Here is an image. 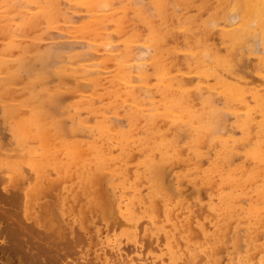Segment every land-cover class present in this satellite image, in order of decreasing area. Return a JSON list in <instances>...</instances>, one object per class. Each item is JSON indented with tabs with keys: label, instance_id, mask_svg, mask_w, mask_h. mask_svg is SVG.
Listing matches in <instances>:
<instances>
[{
	"label": "rangeland",
	"instance_id": "rangeland-1",
	"mask_svg": "<svg viewBox=\"0 0 264 264\" xmlns=\"http://www.w3.org/2000/svg\"><path fill=\"white\" fill-rule=\"evenodd\" d=\"M70 1L71 0H68V2L67 0L60 1L63 6L59 4L58 11L60 12L62 10L60 12L62 14H57L58 11H56V15L54 13L55 11H51L53 14H51L53 20L50 17V20H52L50 23H54V25H49L50 23L48 20L46 21L44 18H40V20L38 18L32 22V19L29 20V18L35 17L34 12L28 14L29 17L26 16L27 18H24V25L26 24V26L22 25L21 27H16V23H18V20L16 21L15 18L18 15L16 6L12 5L10 2L9 5L8 2H6L7 4L4 6L7 10V14L9 16L12 14V18L10 17V21L8 22H11V24L7 23L9 25L8 29L11 33L7 28L6 32L5 28H1L2 26L0 27V58H2L0 63V83H2L0 85L2 86V89L0 87V156L2 153V156H7L12 160L10 155H14L15 152L16 156L14 155V157H17L18 152V155L20 156V153L23 151H25L23 153L25 154L29 149L32 150L34 147L37 149L40 144V146H42L48 143L47 141L43 144L40 142L42 141L41 138H39L41 134L36 137L35 133L38 135L40 133L39 130L34 131V134L31 132L27 137L26 135H23L22 137L21 133L17 134V131L15 130V125L19 122H24L25 119L26 121H34L33 119L36 118L35 122L38 123V120L43 118V113H46L47 117H45L46 119L44 121L46 122L47 120L46 123H48V127H51L50 130H52V132H50L53 133L52 137L50 135L51 133L48 131V136L50 135L52 137V141L50 140L51 144L49 141V144L45 145L46 147L49 145L47 148H51L52 146L55 147L57 145V143H55L57 142V137L61 135V137L66 140V143L70 142L78 145V141H80V143L83 144H96V146L101 147L102 150L108 149L109 147L105 141H101L90 132V129H94L97 123L101 120H104L107 126L110 125L109 127L113 128L112 133L122 132L127 130V128H130L132 133L131 139H134V142L131 144L132 147H127L129 153L126 150L125 153L120 154L121 151L118 146L112 145L109 148L111 156L120 154L122 157H125V154L127 153L126 155L128 156L125 159L126 162L122 161L128 171L126 178H123L119 174L111 173L110 168L105 166L99 167L101 170L97 168L93 177L95 183H91V185L88 186V191L83 193L82 189L79 187L80 183L77 179L78 170L76 169H78V167L71 172L68 171L65 176L60 178H56L53 175V178L50 180L51 176H49L48 181H50V183H47L48 185H46L47 187H45V189L46 192L49 193L47 194L55 199H51L45 193L47 201L48 199L52 200L48 201L49 208L44 204L45 201L40 200V203L43 202L48 211L47 209L45 211L47 217L45 218L46 215L43 214V218L41 219L42 222H38V224L34 225V231L36 233L31 237V244L34 246L32 247V252H37L38 244H41L39 248L40 255L41 258L45 260L46 255L42 253V250L43 248H47L50 251L52 249L51 246H54L51 242L54 241L53 243H59V248L57 250L60 251L55 256L58 260L56 264H90V260L93 264H103L105 260H114H112L114 257L109 251H111L110 247L116 245L115 243L118 242L119 246L122 248L121 251L124 254L125 252L127 253L125 256H122L123 259L125 258L129 260L128 258L131 256V259H146L144 262L141 259H139V261L135 259L136 264H145V262H148L146 264H264V212H261L256 220L255 217H253V214H250L251 217L249 214L248 216L246 214L248 212L247 210L250 209L249 207L252 206L250 203H253L254 205L255 202H259L260 204L262 201L264 202L258 194H256V197L258 196L259 198H255L253 201L255 194L254 189L251 190L256 186L261 187L262 184H264V181H262L264 174L261 175L262 172L264 173V167L260 165L258 166L255 160L244 154L249 146V148H251L252 145L250 144L251 141L256 138L254 137L255 134H253V132L251 133L252 136L250 135L249 142L242 138L240 127H238L240 122L236 116L242 114V108L239 109L241 106L236 104L233 108H227L223 94L218 90L213 89V87H210L211 85H214L212 78H205L198 71L193 69L191 63H189L192 62L189 57L193 58V56L200 51V47H192L188 50L184 41H182L185 38V35H183L184 33L180 34L181 32L177 29L180 26V24L178 26V23H181L180 21H182L184 17L194 16L197 12V19H207L212 11V0H209L208 3V5L210 4V8L207 6L208 9L205 8L203 11L198 8L201 0H192V5L190 3L191 6L188 5L185 9L178 4V7H172L175 6L172 5V2L167 4L166 8H169L167 9V13L170 11L169 14H172V16L168 15V19H171L170 17L174 16V24L171 22L173 21L172 19L168 20L166 27L168 30H171V27H173V32H171L176 37L179 36L177 38L175 36L172 37V33L169 32V36H166L170 42L166 38L168 42L165 41L162 45L164 48L162 52L164 53H161V59L166 74H153V64L150 65L149 62L145 63L142 61V68L144 67L143 69L146 71V75L144 76L140 75L135 68L138 64L135 59L140 55L142 57L143 55H146V50L144 48L145 43L143 42H148L146 39L148 40L149 38L151 25L153 24L152 26L157 27L156 24H158V22L160 25L159 14L149 0H139L140 2L132 0L133 4L130 2L131 0H128V3L131 4H128L127 0H115L113 15L111 14L107 20L103 21L102 25L105 26V32L107 31L105 35L110 37L111 34H114L113 36H115L114 39L111 35L112 38L110 37L109 40H111L112 47H115L114 52L116 53V57L118 56L117 59L123 60L124 63L127 62L125 63L127 68L125 71L127 72L128 81L125 84L117 75L119 72L117 73L116 65L113 60H111V56L105 51L106 49L104 50L103 48V43H106L105 41L103 42V40L109 42V40H107L108 38L105 37L104 39V37L101 36L102 33L100 32H103L104 28L101 30L99 27L98 29H100V31L97 29L99 32L95 35L90 32L84 33V31H86L84 30V23L77 22L86 21V23H88L90 16L84 8L75 4L74 0ZM115 7H117V9ZM137 7L139 8L137 9ZM13 8L16 9L14 10ZM21 9L24 11L26 10L22 7ZM138 11L140 14L143 12V16H140V14L138 15ZM64 12L65 15L63 14ZM31 14L34 16H31ZM35 14L37 15V13ZM67 15L68 17H65ZM149 15L151 17L148 18ZM58 16L62 17L64 23H61V19H58ZM63 17L66 18V21ZM67 18L70 20L69 22L74 24H72V26H76L75 29L78 32L77 37L76 33H74L75 29L73 27H71V29H74H72L74 31H72L73 34H70L71 32L66 33L68 32V29L64 28L63 24H68L66 23L68 21ZM179 18L180 20L177 22ZM143 19L145 21L148 19L147 23H144L145 21L143 22ZM12 20L14 22H12ZM149 21L151 23H148ZM105 23H107V26H110L111 29H109L110 27L108 28ZM31 24L33 28H29ZM0 25L2 24L0 23ZM65 27H67V25H65ZM81 27H83L84 31H82ZM97 27L98 26L96 25V28ZM3 29L6 33L2 32ZM180 31L182 30L180 29ZM11 34L12 36H10ZM211 34L208 36L207 42L212 46L213 53L216 52L224 55L226 53V45L222 43L217 32H212ZM182 35L184 38H181ZM142 38L145 39L142 40ZM92 40L97 43L92 42ZM126 44H129V48ZM126 47L129 51H127L128 49H126ZM176 47L177 49H175ZM93 49L95 50L96 55L94 54L95 52ZM92 54H94L95 57H92ZM236 58L244 59L246 64L245 70L253 71L252 75L254 77L260 79L264 78V71L262 70L261 63L256 54L243 49L242 51H237ZM137 60L139 61V58ZM180 61L182 63H180ZM196 68L202 70L203 67L200 65ZM133 69L134 71L132 72ZM74 77L76 78L74 79ZM167 77L171 78L172 84L169 85L168 82L162 84L161 80ZM5 78H7V80ZM133 78L135 80H132ZM183 80H189V83L192 82L191 84L185 85V88L183 89L189 92L192 107L194 109H202L203 107L209 108L208 104H211L212 106L214 105L213 107L218 108L220 113L219 116L222 119L221 124H223V129L216 134L217 136L214 135L213 138L215 137L214 139L216 141L218 138H222L229 146L231 157L230 162L228 163L230 165L226 168L229 171L231 170V172H237V175H239L238 177L241 178L240 182L242 183V186H240L241 188L243 187L242 189H239L234 185L235 188L228 180H226L228 175L224 173L223 169L220 171L214 168V170L211 171V169L217 164L219 166L224 164L219 161L218 154L221 153L218 150L216 151V148L213 145L214 142L211 141L212 139H209L206 136L200 138L201 142L195 136L197 134L193 132L192 128L178 125L172 118V115L166 114L170 111L169 103L172 95L169 93V96L164 98L162 95L165 91L163 87H169L171 91H176L175 88L179 85L178 82L182 81L184 83ZM8 90L11 91V93ZM127 90H135L134 93L137 96L136 98L139 103H136L131 97L127 98L121 94L122 91L124 92ZM190 92L194 93V95ZM150 93L153 95V98L151 99ZM203 98H205L206 102L203 101ZM94 100H96V102ZM154 105L159 109L156 113H153L152 106ZM131 112L135 113L136 116L134 115V118H128V115ZM233 112H235V114H233ZM150 114H156L155 121L158 127L156 126L155 129L159 134L160 132L162 133L163 139H174L173 147L170 150L168 149L167 153H163L162 149H160L152 152L150 151L151 155L149 154L150 158L156 161L159 160L160 157L162 158L159 168L160 174L157 175V181L162 185L163 190H160V193L165 197L164 202L160 199L162 203H157L158 213L156 211V214L159 218H157L154 223L148 221L147 213L143 210L144 207L149 205V199L146 197L149 189V180L147 178L149 174L141 165V160L145 158L144 155L146 153L143 152V154L141 152L142 146L141 148L138 147L137 140L139 137L146 136L145 128L149 126L147 123ZM38 115L39 117H37ZM234 115L237 120L234 118ZM17 118L20 121H17ZM133 119H135V122ZM112 121H114L115 124ZM130 121L133 123H130ZM144 125H146V127ZM255 126L256 125L254 124V133L256 129ZM43 133L47 134V132H42V134ZM50 136L49 139L51 138ZM46 138H48L47 135ZM44 148L45 147L43 146V149H41L42 152H39L40 149H38V151L34 150L36 153L39 152V154H41L46 151ZM57 153L59 154V158H66L64 149L57 151ZM8 154L10 155L8 156ZM22 156L20 157L23 159ZM21 158L17 157L18 160H21ZM256 165L259 167V170L255 168ZM256 170H261L262 172L260 171L261 173H256ZM240 171H242V173ZM135 173L139 175L138 180L134 178ZM243 173H246V175L244 176ZM123 179H125L124 184L127 188L123 199L121 198L122 200H120V190L118 186L124 182ZM71 189L72 193L70 194ZM231 191H233V193H238L240 191L237 196L234 193V213L232 211V214L227 215L226 212L221 211V220L220 217L219 220L212 219L214 217L212 216L211 206L219 204L218 194L220 192L231 193ZM51 192L54 194L53 197ZM86 193H89V195H85ZM92 193H94V198H92ZM133 193L138 197L133 198L132 201L136 204L135 209L138 212L137 214H140L139 223L146 222L145 231H141L139 226L134 229V231L137 230L143 234L138 238L139 240L137 242L126 237L124 233L121 234V232H123L122 230L128 227L126 224H114L113 226L115 228L111 225L112 223H122L120 221V214L124 210L123 204L126 199L128 200L132 197ZM128 194H130V196ZM77 195L78 197L76 200ZM249 196L253 197V199ZM42 198L46 199L45 196H42ZM248 198L252 200H249ZM72 200L74 206L71 209L69 205ZM90 200L91 202H89ZM180 201L181 203H187L186 205L190 206L198 217H191L189 214L190 210L188 209L182 210V207H180ZM102 202H105L104 205L107 208L106 210L105 206L104 209L101 208L103 207V204H101ZM106 202H108V205H106ZM89 203L91 207L89 206ZM36 204L32 206L30 212L25 211V216L27 218H23L19 221L20 225H18L21 229L37 219L36 214H39L38 211L40 210ZM135 204H133L134 207ZM109 206L110 208L112 206L111 212L113 215L110 210H108ZM198 207H201L202 211H196ZM164 208H170L172 210L171 220L168 219V221L165 222L161 220V218H164ZM246 208H248L246 210L247 212L244 210ZM261 208H263L262 210L264 211L263 203L261 204ZM102 210L111 213L109 215L110 218L103 219L101 217V215L103 216L104 214ZM50 211L55 216L52 215ZM20 216H22V213ZM51 216L52 221L54 219V221L57 222L54 223V226H50L49 224L51 220H49V218ZM190 217L192 220L189 219ZM80 218L83 219V222ZM12 220V217H6L4 221L1 220L0 227L4 226L6 223L12 222ZM41 223H46L45 225L51 228L46 227L44 229L43 227L45 225L41 226ZM174 223L177 225L175 226ZM57 224L58 227L55 226ZM52 226L56 227V229L54 228L56 232H54L57 233V230L59 229L60 231H58V233L60 232V234H54ZM154 227H161L166 231V235H157L154 231ZM42 230L50 233V239H53L50 240L45 237L43 238V234L40 232ZM23 231L26 232L24 229ZM73 231L76 232V234L82 233L75 236ZM115 234L117 236L114 239ZM73 235L75 237L83 236V238H81L82 240L75 241L78 237L74 240ZM221 238H230L233 242H230L229 240L223 242L221 241ZM6 239L7 238H4V234L0 235V259L7 260L9 264H25V258L23 256H21L20 260L13 255L5 256L1 248L2 246H5ZM70 242L72 243V248L70 247V249H68ZM136 246L141 249L139 250ZM134 247L135 249H133ZM167 247L172 248L170 255L169 251L165 249ZM136 249L138 252H136ZM140 251L142 253H140ZM108 252L111 255H109L111 260H109L110 258L108 259ZM105 256L107 258H105ZM131 259L127 264H135ZM151 259H153V261ZM149 260L151 263H149ZM114 261H116V258ZM137 261L139 263H137Z\"/></svg>",
	"mask_w": 264,
	"mask_h": 264
},
{
	"label": "bare ground",
	"instance_id": "bare-ground-1",
	"mask_svg": "<svg viewBox=\"0 0 264 264\" xmlns=\"http://www.w3.org/2000/svg\"><path fill=\"white\" fill-rule=\"evenodd\" d=\"M60 1L59 0H44V2H43V0H0V11H1L0 12L1 13L0 14V23L2 24V25H0V27L2 26L1 28H5V30L7 32V29L9 27L8 24H11V22L10 23H8V22L10 21V17L12 16V14H11V16H9L7 14L6 8H4V6L7 4L6 2H8V5L10 2L12 5L16 6V8L18 10V15L15 17L16 21L18 20V23H16V25H17L16 27H19V26L21 27L22 25L26 26V24L24 25V22H25L24 18L26 16L29 17L28 14L34 13V12L37 13V15L34 13L35 17L29 18V20L32 19V22L38 18H39V20H40V18H44V20L45 19H46V21L48 20L49 23H50V21L52 22L53 18L51 17V14H52L51 11H53V12L55 11L54 13L56 14V11H58L59 4H61L62 6L64 4L63 1H62L63 4L60 3ZM138 1L139 0H137V2ZM149 1L151 2L153 7L155 8V10L158 12V14H159L158 16L160 18V25H162V26L159 25V22H158V24H156L157 27H154V26H152L153 24L152 25L150 24L151 25L150 35H149L148 40L146 39V41H148V42H143V43H145L144 48L146 50V55H143V57L141 55L139 57H137V59L139 58V61L137 59H135V61L138 62V64L136 65L135 68L137 69L138 73L142 76L146 75V73H145L146 71H144L145 69H143L144 67L142 68V64H143L142 61L145 63L149 62L150 65L153 64V74H155V75L166 74V72L164 71V65H163V62L161 59V56H162L161 53H164V52H162L164 49L162 47V45L165 43V41H167L166 38L168 39V37L166 35H168V33L171 31L173 32V30H172L173 27H171L172 28L171 30L169 29L170 31L166 27L167 22H168V20L174 19L173 18L174 16L170 17L171 19H168L169 16H172V14L171 15L169 14L170 11H169V13H167V9H169V8H166L167 4L172 2V5H175L172 7L175 8L176 6L178 7V5H179L183 9H185V7H188V5L191 6L192 2H193L192 0H149ZM67 2H68V0H67ZM128 2L129 1L127 0V3ZM130 2L132 3V0ZM134 2H136V1H134ZM212 2H213L212 11L210 12L207 19H205V18L204 19H197L196 18V15L198 14V12H197V14L194 16L184 17L182 19V21H180L181 23H178V26H179V24H180V26L177 29L179 32H181L180 34L184 33L183 35H185V38L183 37V35L181 38L185 39V40L183 39L182 41H184L185 46H186V48H188V50H190L192 47H200V51L197 52L196 55L193 56V58L189 57L190 60L192 61L189 63H191V66L193 67V69L198 71L205 78H208V77L212 78V81H213L215 86L214 85L212 86L211 84H210L211 86L210 85L209 86L211 88L213 87V89H216L223 94L227 108H230V107L233 108V107H235L236 104H239L241 106V107H239V109L242 108L243 112L241 115H236V116L238 117V121L240 122L238 127H240V130L242 133V138L244 140L248 141L250 139V135L252 132H253V134H255L254 137H256L255 139H253L251 141V144L249 143L252 146H251V148H249L250 147L249 146L245 150L244 154H245V156L251 157L253 160H255L258 166L260 165V166L264 167V78L260 79V78L254 77L252 75L253 71L251 72V71L245 70L246 64H245L244 59H242V58L237 59L236 58L237 51H239V50L242 51L243 49H246L248 52L257 55L258 60L261 63L262 70L264 71V0H212ZM74 3L77 4L78 6L84 8L90 16L88 23H86V21H84V22L78 21L77 22V23H80V22L84 23L83 24L84 30H86V31H84L83 27H81L82 31H84V33L90 32L93 35H95V34H97V32L100 31V29L102 30V28H104V31L100 32V33H102L101 36L104 37V39L106 37V38H108L107 40H109L112 34L110 35V37H108V35H105L107 31L105 32V26L102 25V22L107 20V18H109V16L114 12L115 0H74ZM131 3H128V4H131ZM190 3H191V5H190ZM208 3H209V0H201V2L198 5V8L201 11L205 10V8H207V6L210 8V4L208 5ZM21 7L26 9V10L24 11L23 9H21ZM16 8H13V9L15 10ZM115 8L117 9V7H115ZM138 8L139 7H137V9ZM7 9H8V7H7ZM119 9H120V7H119ZM60 12L58 11L57 14H62ZM66 13H67V11H66ZM142 13L140 14L138 11L137 14L138 15L140 14V16H141ZM15 14H17V13H15ZM63 14L65 15V12ZM32 15L33 14H31V16ZM7 16H9V17H7ZM145 16H146V14H145ZM199 16H200V14H199ZM50 17L52 18V20H50L51 19ZM65 17H68V15ZM80 17H81V15H80ZM149 17H151V16L149 15L148 18ZM58 19H61V23L63 22L62 21L63 19L61 16H58ZM64 19L66 21V18H64ZM144 19H143V22L146 20V19L145 20ZM67 20L68 21L66 23H68V24H63L64 28L68 29L67 30L68 32H66V29H65V32L66 33L71 32L70 34H73L72 31L76 28V26H72L73 23L69 22L70 20L68 18H67ZM179 20H180V18L177 20V22H179ZM46 21H45V23H46ZM72 21H73V19H72ZM122 21H123V19H122ZM147 21H148V19H147ZM147 21H145L144 23H147ZM12 22H14V21L12 20ZM55 22H57V21H55ZM171 22L173 23L174 20ZM108 23H110V22H108ZM148 23H151V22L149 21ZM221 23H222V25H221ZM51 24L52 23H50L49 25H51ZM105 24L107 26V23H105ZM33 25H34V23H33ZM52 25H54V23ZM65 25H67V27H65ZM96 25L98 26L97 28H96ZM30 27L33 28L32 24H31V26H29V28ZM71 27H73L74 29L72 28L73 29L72 30ZM99 27H100V29H98ZM107 27L109 28L110 26H107ZM1 28H0V30H1ZM27 28H26V30H27ZM97 29L99 31H97ZM109 29H111V27ZM177 29H176V31H177ZM180 29L182 31H180ZM5 30L3 29L2 32H5ZM62 30H64V29H62ZM22 31H23V29H22ZM74 31L73 32L76 33V37H77L78 32L76 29ZM82 31H80V32H82ZM126 31H124V32H126ZM212 32H217L219 34L218 36L220 37L222 43L226 45V53L224 55L216 53V52L213 53L212 46L209 45V43L207 42L208 36ZM10 33H11V31H10ZM113 35H112V37L114 38L115 36H113ZM211 35H213V34H211ZM10 36H12V34ZM174 36L175 35L172 33V37H174ZM145 38H142V40ZM178 40H179V38H178ZM89 41H91V40H89ZM104 41L106 43H103L104 44L103 48H104V50L106 49L105 51H107V53L111 56L110 57L111 60H113L114 64L116 65L117 73L119 72V74H117V75L120 77V79L122 80V82L124 84L127 83V81H128L127 80V72L125 71V70H127L126 65H125V63H127V62L124 63L123 60L117 59L118 56L116 57V53L114 52L115 47L114 46H113L114 48L112 47V43L110 42L111 40H109V42H107L106 40H103V42ZM168 41H169V39H168ZM92 42H95V41L92 40ZM95 43H97V42H95ZM132 43H134V42H132ZM128 45L126 44L127 47H128ZM116 47H117V45H116ZM127 47H126V49L129 48V47L128 48ZM138 48H139V46H138ZM175 49H177V47ZM93 51L95 52L94 49H93ZM115 51H117V50H115ZM127 51H129V49ZM94 54L96 55V52ZM94 54H92V57L94 56ZM97 54H98V52H97ZM173 54H175V53H173ZM135 57H136V54H135ZM190 60H188V61H190ZM1 61H2V58H0V63H1ZM180 63H182V62L180 61ZM200 65L203 67L202 70H198L196 68L197 66H200ZM174 67H175V65H174ZM252 69H253V66H252ZM133 71H134V69L132 70V72ZM75 78L76 77H74V79ZM5 79L7 80V78H5ZM143 79H144V77H143ZM132 80H135V79L133 78ZM203 80H206V79H203ZM161 81H162V84H164L166 82H168L169 85L172 84L170 77L162 79ZM183 81H184V83L182 81H179L178 82L179 85L176 86V88L174 87L176 91H171V89L169 87H163L165 90L164 93L162 94L164 98L168 97L169 93L172 95L170 103H169L170 111L167 112L166 114L172 115V118L175 120V122L178 125L192 128L193 132H195L197 134L195 136L200 141H201L200 138H203L206 136L209 139H212L211 141L214 142L213 145L216 148V151L218 150L221 153V154H218L219 155V161L224 163V164L222 166H219L217 164L218 166L217 165L214 166L213 169H211V171L214 170V168H216L217 170H220V171L223 169L224 173L228 175L226 177V180H228L231 185H233V186L235 185L240 189L242 186L241 185L242 183L240 182L241 178L238 177L239 175H237V172L236 173L231 172V170L229 171L226 168V167H229V165H230L228 163V162H230V157H231L229 146L225 143L226 142L225 140L223 141L222 138H218V140H217L218 142L214 139L215 137L213 138L214 135L218 134L219 131L221 129H223V124H221L222 119L219 116L220 113L218 111V108L213 107L214 105L212 106L211 104H208L209 108L203 107L202 109H194L192 107V101L190 99L189 92L183 89V88H185L184 87L185 85L191 84L192 82L189 83V80H183ZM1 84L2 83H0V85ZM10 85H12V84H10ZM0 87L2 89V86H0ZM200 88H202V87H200ZM134 89H135V87H134ZM134 91H128V90L124 91V92L122 91L121 94L127 98L131 97L136 103H139L137 98H136L137 96L135 95ZM9 92L11 93V91H9ZM138 93H141V92H138ZM150 94H151V97H150V99H151V98H153V95H152V93H150ZM191 94L194 95V93H191ZM4 95H6V94H4ZM7 97H9V96H7ZM129 100H131V99H129ZM94 101L96 102V100H94ZM203 101L206 102L205 98H203ZM142 109H143V107H142ZM152 109L154 111L153 113H156V112H158L157 110H159L155 105L152 106ZM41 110H43V109H41ZM233 114H235V112H233ZM134 115H135V113L131 112V113H129L128 118H131ZM155 115L156 114H150V116L148 118V123H147L149 126L146 127V125H144L146 127L145 128L146 136L139 137L137 139L138 145H139L138 147L141 148V146H142L141 152L146 153L144 155L145 158L141 160V165L146 171H148V174H149L147 176V178L149 180V189H148V192L146 195V197L149 199V205L147 207H144L143 210L146 211L148 221L151 223H154V221H156V219L159 218V216L156 214V211L158 213V208H157L158 204L157 203H159V202L162 203V201L164 202L165 197L161 195L160 190H163V188H162V185L157 181V178H158L157 175L160 174L159 168H160L162 158L160 157V159L157 161L150 158V155H151L150 151L152 152L154 150L162 149L163 153H167L168 149L169 150L172 149L173 142H174V139H171V140L163 139L162 133L160 132V134H159L158 131L155 129V127L157 126L156 121H155ZM236 116L234 115V118ZM20 117H21V115H20ZM37 117H39V115ZM45 117H47V115H46V113H43L44 119L40 118V120H38L39 121L38 123L35 122L36 118L33 119L34 121H32V120L26 121V119H25L23 122L22 121L23 119H22L21 120L22 122H19L17 124L15 123L16 124L15 130L17 131V134L21 133L22 137H23V135H26V137H27V135L31 134V132H33V134H34L35 133L34 131L39 130L40 133L38 132L39 133L38 135L35 133L36 137L39 136L40 134H41V136L43 135L42 137L41 136L39 137L42 140L40 142L43 144L44 142L47 141L48 143H46V144H49V141L50 140L52 141L53 133H51L52 132V130H50L51 127H48V123H46L47 120H46V122L44 121L46 119ZM138 117H139V115H138ZM14 119H16V118H14ZM134 120L135 119H133V121ZM17 121H20V120L18 119ZM112 122L114 123V121H112ZM117 122H119V121H117ZM130 123H133V122L130 121ZM254 124L256 125L255 126L256 127L255 133L253 131V125ZM109 126L106 125L104 120H101L99 123H97V125L94 129H92V130L90 129V132L92 133V135L96 136L101 141H105L109 148L112 145L118 146V148L121 151V153L120 152L119 153L120 154L125 153L127 150V147L131 146V144H133V142H134V139H131L132 133H131L130 128L129 129L127 128V130L122 131V132L112 133L113 128L109 127ZM48 131L49 132L51 131L50 132L51 134L49 133L52 136L51 137L49 135L51 137L50 139L48 136ZM42 132H47V134L46 133L42 134ZM63 133H64V131H63ZM44 134H46L48 138H46V135H44ZM44 136H45V138H44ZM220 137H222V136H220ZM206 139H204V140H206ZM51 141H50V144H51ZM55 143H57V145L55 147L52 146L51 148H47V147H49V145L46 147L45 146L46 144L42 145V146H40L41 144L39 146L37 145L38 146L37 149H36V147H34V149L37 151H38V149H40L39 150V152H40L44 146L45 147L44 150L46 149V151H44L41 154H39V152L36 153V151L33 148H32V150L29 149L25 154H23L25 152V151H23L22 153H20V156L24 155V156H22L23 159L18 155V153H19L18 152L17 157L21 158V160H18L17 157H14V155L16 156V152L14 153V155L8 154V156L9 155L11 156L10 158H12V160H10L7 156H2V153L0 156V157H4V158H0V222H1V220L4 221V219L6 217H12L13 218L12 222L6 223V224H4V226L0 227V229H1L0 235L4 234V238H7L5 240L6 244H5V246H2L1 250L3 251L5 256L13 255L14 257L16 256L17 259H19V260H20L21 256H23L25 258V260H24L25 264H56L58 262V260L55 258V256L60 252L59 250H57L59 248V245H58L59 243L58 244L53 243L54 241L51 242V244H53L54 246H51L52 249L50 251L47 248H43L42 253L46 255L45 260L42 259L41 255H40L39 248H40L41 244H38L37 252H35V253L32 252V249H33L32 247H34V246L31 244V237L36 233L34 231L35 230L34 225L38 224V222H42L41 219L43 218V214L46 215V216L44 215L45 218L47 217V213L45 211H46L47 207L49 206L48 201H52L51 199H55L53 197L54 194L51 192L53 194L52 195L53 198H51V196L48 195L49 193L46 192V189H45V187H47L46 185H48L50 183V181H48L49 176H51L50 180L53 178L52 177L53 175L56 178H60V177L65 176L68 171L71 172L72 170H75V168L78 167V169H76V170H78V178L77 179L80 183L79 187L82 189V192L84 193V192L88 191V186L94 182L93 177L95 175V170L99 167L105 166L107 168H110L111 173H114L117 175L119 174L123 178H126L127 173H128L126 166L123 165V162L125 161L126 157L128 156V155H126L127 153L125 154V157H122L119 153H118L119 155L116 154V156H111L109 148L102 150V148L99 146H96V144H92V143L83 144V143H80V141H78V145L70 143V142L66 143V140L63 137H61V135L57 137V142H55ZM23 148L25 149L24 146H23ZM61 149L65 150V153H66L65 159H62V157L61 158L58 157V155L60 154L61 151L59 152V154L57 153V151H59ZM127 152L129 153V150H127ZM4 155H7V154H4ZM257 165L255 166V168H257L259 170V167ZM99 170H101V168H99ZM258 170H256V173L260 172L262 169L260 171H258ZM240 172L242 173V171H240ZM241 173H239V174H241ZM145 174H146V172H145ZM243 174H244V176L246 175V173H243ZM263 174L264 173L262 172L261 175H263ZM134 178L138 180L139 175H137L135 173ZM263 178H262V181H264ZM123 180H124V182H122L118 186V188L120 190V193H119L120 194L119 195L120 200L123 199L124 194L126 192V188H127V186L124 184L125 179H123ZM251 181H253V180H251ZM261 184H260V186H261ZM99 185H100V181H99ZM49 188H51V187H49ZM49 188H48V190H49ZM97 189H98V187H97ZM253 189H254L255 197H254V199H253V197H250V196L249 197L252 198L253 201L255 200V198H259V197L261 198V200L262 199L264 200V184H262L261 187L256 186L255 188H252L251 190H253ZM235 190H237V189H235ZM94 192H96V191H94ZM239 192L238 193L234 192V193L237 196V195H239ZM45 193L46 194L48 193L47 196H49L51 198V199H48V201H47ZM71 193H72V189H71L70 194ZM234 193H233V191H231V193L220 192L218 194L219 195V197H218L219 204L211 206L212 216L214 217L212 219H216V220L218 219L219 220V217L220 216L222 217L221 211L226 212L227 215L232 214L233 209H235L234 208L235 206L233 203V201L235 199ZM76 194H77V192H76ZM76 194H74V195H76ZM93 194L94 193H92V198H94ZM256 194H258L259 197L258 196L256 197ZM85 195H89V193H86ZM98 195H100V194H98ZM98 195H95V196H98ZM128 195L130 196V194H128ZM42 196H45L46 199H43ZM77 197H78V195L76 196V200H77ZM99 198H100V196H99ZM133 198H138L135 195V193H133V195L130 199H128V200L126 199L125 203L123 202L124 204L122 203L124 205V210L120 214L121 219L117 217L118 219H120V221L122 223H112L111 225L112 226L114 224L122 225L123 223L126 224L128 227L124 228L122 230L123 232H121V234L124 233V235H126V237H129V238H131L132 241L137 242L139 240L138 238H140V236H142L143 234L140 233V231H137V230L134 231V229L139 226L141 231H145L146 230V222L139 223L140 214L139 215L137 214L138 212L135 209L136 204L134 203V201H132ZM252 199H249V200H252ZM40 200L45 201L44 204L47 205V207L43 204V202L40 203ZM58 200H59V198H58ZM138 200H140V199H138ZM72 202H73V200L71 201V203L69 205V207L71 209L74 206L72 204ZM89 202H91V200ZM94 202H96V201H94ZM132 202H133V204H135V207L133 206ZM104 203L105 202L101 203V204H103V207H101L103 209L105 206ZM106 203H107L106 205H108V202H106ZM262 203L264 204L263 201L261 202V204ZM34 204H36L37 207L39 208V210H40V211H38L39 214L38 213L36 214L37 219L35 221H32L33 223H29L26 225L25 228H23L24 230H26V232H24L23 229H21L18 226V225H20L19 221H21L23 218H27L25 216V211L30 212V210ZM119 204H121V203H119ZM186 204L183 202L181 203V201H180V207H182V210L183 209L190 210L189 211L190 216L193 218H197L198 215L195 214L194 211L191 209V207L186 205ZM250 204H252V206L249 207L250 209L246 208L244 210L246 211L248 209L247 210L248 212L246 211L247 216L249 214V216L251 217L250 214H253L254 215L253 217H255V220H256V218L259 217V214L261 212H264L262 210L263 208H261V204L259 202L258 203L255 202L254 205H253V203H250ZM259 204H260V206H259ZM89 206L91 207L90 203H89ZM93 206H95V205H93ZM100 206H102V205H100ZM67 207H68V205H67ZM111 208H112V206H111ZM111 208L109 206L108 210H110V212H111ZM106 209L107 208L105 206V210ZM164 210H165L164 218L163 219L161 218V220L165 222L171 218L172 210L170 208H164ZM47 211H48V209H47ZM196 211L200 212V211H202V208L198 207L196 209ZM21 213H22V216H20ZM111 213H108L107 211H105L103 216L101 215V217L103 219H108V217L110 218L109 215ZM233 213H234V211H233ZM51 214H52V212H51ZM52 215H54V214H52ZM112 215H113V213H112ZM112 215H111V217H112ZM199 215H201V214H199ZM191 217L189 219L192 220ZM221 217H220V220H221ZM51 218H52V216L49 218V220ZM81 218H80V220L83 222V219H81ZM182 220H180V221H182ZM55 222L56 221H54V219H53V221L51 219L49 222L50 226L51 225L54 226ZM45 224L46 223H41V226H43ZM47 225H48V223H47ZM176 225L177 224H175V226ZM55 226L58 227V224ZM46 227L47 226L45 225L43 228L45 229ZM56 227H53V230H52L53 232L54 231L56 232V230H54V228L56 229ZM47 228H51V227L48 226ZM154 228H155L154 231L157 233V235H164V236L166 235V231L163 230L161 227H154ZM58 231H60V230L58 229L57 233H58ZM40 232L43 234V238L45 237V238L50 239V233H47L46 231H43V230ZM49 232H50V230H49ZM53 232H52V234H53ZM55 232H54V234H57ZM58 234H60V232ZM80 234L79 233L76 234V232H74L75 236L80 235ZM75 236H74V240L78 237V236L77 237H75ZM116 236L117 235L115 234L114 239ZM78 238L75 241L80 240L81 238H83V236H79ZM52 239H50V240H52ZM227 240H229L230 242L232 241L230 238L229 239L224 238L221 241L227 242ZM64 241H66V240H64ZM235 241H236V239H235ZM111 242H112V240H111ZM117 243L118 242L115 243L116 245L111 246L110 247L111 251H109L110 254L113 255V257H114V258H112V260L113 259L115 260V258H116V261L113 260L115 263L113 261L105 260L103 262V264H127V262L131 259L132 256L130 258H128L129 260H127L125 258L123 259L122 256H125V254H127V253L125 252V254H124L121 251L122 248L119 246V243L118 244ZM71 244L72 243L70 242V244L68 245V249H70V247L72 248ZM42 246H44V245H42ZM169 247H171V246H169ZM169 247H167L165 249L167 251H169V255H170L172 248H169ZM136 248H138V247L136 246ZM133 249H135V247ZM141 251H143V250H141ZM141 251H140V253H142ZM109 252H108V259L111 256L109 254ZM136 252H138V250ZM105 258H107V257L105 256ZM135 259H131V260H133L132 262L135 263L136 262ZM139 259L143 260L142 258H139ZM139 259H136V260L139 261ZM109 260H111V258ZM151 260L153 261V259H151ZM138 261H137V263H139ZM144 261H146V259L143 260V262ZM89 263L93 264L91 260L89 261ZM146 263H148V262H145V264ZM149 263H151L150 260H149ZM0 264H9V263L7 262V260L0 259ZM67 264H70V263H67ZM73 264H75V263H73ZM76 264H78V263H76ZM100 264H102V263H100ZM140 264H144V263H140Z\"/></svg>",
	"mask_w": 264,
	"mask_h": 264
}]
</instances>
